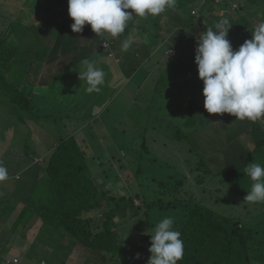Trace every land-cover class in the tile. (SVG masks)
Listing matches in <instances>:
<instances>
[{"label":"trees","instance_id":"obj_1","mask_svg":"<svg viewBox=\"0 0 264 264\" xmlns=\"http://www.w3.org/2000/svg\"><path fill=\"white\" fill-rule=\"evenodd\" d=\"M39 1L41 0H35V4ZM42 1L56 3L60 8L53 17L54 23L45 34L48 42L45 38L38 37L23 48L12 37L16 30L14 24L17 22H12L6 29H0V109H4L5 116L11 120L0 124L4 132L0 136V148L3 147L2 141L10 142L5 145L6 149L14 145L12 142L20 146L17 154L10 151L6 157L3 153L0 155V162L9 173V178L0 182V226H3L0 264H39L42 260L49 264H66L64 256H58L57 246L51 247L55 251L48 246L54 245L55 241L51 237L58 235L60 246L63 241L67 243L74 240L88 250L77 255L69 264H87L83 259L87 260L86 254L91 251L98 252L99 255L96 256H100V259L108 260L112 257L115 264H147L151 255L148 250L150 235L140 226L145 222L147 230L154 228V221L149 219V214L156 206L168 211L178 207L181 209L182 220L175 221L173 225L174 230L181 233L180 238L184 243L183 259L178 264H264V237H256L253 229L243 224L240 218L218 212L209 203L197 199L187 191L185 186L190 177L185 170L175 168V174H168L165 179L160 180L142 178L146 174L144 162H148V165L161 163H158V157H151L145 139L140 145V156L133 163L136 164V179L140 186L135 189V194L128 191L127 196L117 199L114 195L110 196L106 188H110L109 183L114 177L118 181V171L113 169L111 173L101 174V165H91V152L87 146L93 149L96 143H92L96 137H90L91 145L86 136L75 133L68 135L62 131L67 126L65 119L70 118V115L63 114L64 106L74 109V112L80 111L84 117L98 113L104 115L105 110H111L115 106V95L123 97L118 91L126 83V88L133 96L135 94L136 97H142L149 104L143 112L146 125L150 124L166 135L168 133L161 125V121H164L170 123L166 126L174 129L173 137H188L190 134L184 128L209 123L213 115L207 113L203 106V82L198 78L194 62L197 28L190 26L198 23L201 28L207 29V13L211 14L207 9L209 3L217 4L222 10L228 9L230 16L236 18H227L232 24L227 38L233 50H236L244 40L251 39L254 26L264 21L263 8H255L256 11L252 12L259 0H177L175 9H166L162 13L163 17L160 16L163 21L168 18L179 26L174 28L167 42V46L174 52L168 54L165 62L160 63L158 78L147 77L154 83L153 88L145 81L144 90L140 93H137L138 87L147 75V70L142 67V76V72L137 74V67L143 59L148 58L146 53L158 50V41L154 40L155 36L148 27L151 22L152 26H156V16H133L118 38L108 34L96 36L87 24L81 33L71 31L70 25L74 21L68 15V0ZM234 4H237L234 9L236 14L231 12ZM195 6L199 11L198 16L192 12ZM241 11L246 12L241 14ZM261 11L263 14L254 18ZM215 17L219 18L218 15ZM32 23L19 22L25 25V31H34L37 26ZM134 28L138 31L148 30L153 42H140L138 47L130 49L129 54L123 55L118 47ZM104 43H107V47L103 46ZM113 50L119 57L118 60L113 58L110 62L100 63L101 55H105V52L112 54ZM141 55L144 58L141 59ZM84 58L96 60L98 66L102 64L99 67L103 69L105 78L99 92L88 93L84 82L78 79V73L74 71ZM182 91L184 95L179 98L178 93ZM55 93L56 96L52 98ZM46 97H51L54 101L48 111L38 104ZM58 97L62 101L56 100ZM169 102L172 104L168 106L173 111L162 116L160 112L164 111L167 107L165 103ZM104 104H108L105 109ZM135 111L139 114V107ZM225 114V120L216 123L215 127L220 130L222 126L227 130V143L223 150L229 157L217 155L212 160H206L197 146L189 149L194 156L188 159V171H202L203 175L199 173L196 176L201 184L207 176H212V181L215 177H220L221 183L229 180L237 184L239 181H233L232 178L234 172H242L257 157L260 158L259 164L264 163V117L251 122L247 119L237 120L234 116ZM173 120H178L179 123L175 124ZM48 126L53 130L49 131ZM200 127H196V130ZM11 128L12 133L16 128L18 131L11 139H7L5 130L8 132ZM195 133L199 134L198 130ZM242 138L246 142L241 141ZM246 145H252V148L254 146V150H248ZM98 147L101 148L100 145ZM230 158L233 160L230 161ZM161 161L164 165L161 163L157 169L171 168L168 160ZM242 175L243 179H248L245 173ZM100 180L104 181L103 186ZM238 189L248 191L246 186H239ZM188 193L191 196H185ZM104 204L108 205L107 213L96 218L89 215ZM19 228L34 233L33 242L25 250L23 259L10 257L4 252L5 248H9V243L14 242L12 239H15L14 234ZM126 231L132 239L128 243L123 241ZM40 237L47 239L42 243L48 249L36 245ZM41 248L51 252V255L49 258L38 257L39 261L35 262L38 252L43 250ZM144 248L145 255L140 252ZM137 253L140 255L139 259L135 258ZM96 256L91 255L90 258ZM14 259H18V262L14 263Z\"/></svg>","mask_w":264,"mask_h":264},{"label":"rangeland","instance_id":"obj_2","mask_svg":"<svg viewBox=\"0 0 264 264\" xmlns=\"http://www.w3.org/2000/svg\"><path fill=\"white\" fill-rule=\"evenodd\" d=\"M263 8L264 9V1L259 0L257 3V7H254L252 9V12L256 11L255 8ZM237 8V4L233 5V10L231 12H234V9ZM194 9V11H193ZM192 12L195 15H199V11L197 6L193 7ZM208 11L211 12L207 13L208 18H206V25L207 28L209 26H214L215 23L220 21L221 19L225 18H236L231 17L230 12L228 9L222 10L220 6L217 4H211L209 3L207 6ZM261 9V10H263ZM60 8L54 4H49V2L39 1L37 4H35V0H0V29H6L10 26L12 22L16 23L15 25V33L12 35V37L16 40L18 45H22L23 48L26 47V45H29L34 42V40L39 38H45V34L48 31V29L52 26L54 23V16L59 12ZM196 12V13H195ZM246 11H241V14H243ZM236 14V13H235ZM263 14V12H258L257 15L254 16V18H258ZM219 16V18L215 16ZM163 14H160L156 16L157 24L156 26H152V22L149 24L148 27L151 28L152 34L155 36V41H158V50L155 49V52H149L145 55L148 56V58L143 59L139 65L138 72H142L141 75H144L143 71H140L142 67L146 68L147 75L144 77V80L142 84L138 87L137 93H140L142 90H144V82L146 81L147 85H151V88H153L154 83L151 80H148L147 77L150 76L152 79H156L159 77L158 69L160 67V63L163 61L165 62L168 54H173L174 50L170 49L167 46V42L173 34L174 28L179 27L178 24H173V22L170 20L165 19L163 21ZM251 18V16H250ZM30 21L33 22L32 24L36 25L37 27L34 28V31H25V23L19 24V22L22 23V21ZM230 21V20H229ZM171 23V24H169ZM231 23V21H230ZM236 26L239 28L240 25L237 23ZM172 28V29H171ZM190 28H197V32L195 35H199L204 30L201 28L200 24L196 23L195 25L192 24ZM140 32L138 35L135 33ZM154 33H158L159 35L156 36ZM50 36V35H49ZM47 36V37H49ZM128 38H132V45L127 51H122L121 46L118 47L120 51L123 53V55L129 54L131 51V48L138 47L140 42L143 44V41H146V43H151V34L147 30L138 31L136 28L132 30L130 33V36ZM48 38H45L44 40L46 42ZM243 39V38H242ZM247 40V39H246ZM245 41V40H244ZM153 42V41H152ZM107 44V43H106ZM104 43L103 46H106ZM122 44V43H121ZM120 44V45H121ZM166 44V46H165ZM107 47V46H106ZM166 47V48H165ZM152 49V47H151ZM105 55H101L100 57V63L103 62H110L113 58L118 60V56H116L115 50L112 51V54H107L105 52ZM144 54V53H142ZM107 55V56H106ZM140 58V57H139ZM144 58V55H141V59ZM100 64L99 66H101ZM129 77V76H128ZM130 78V77H129ZM149 78V79H151ZM127 83L129 82L128 79L126 80ZM175 83H178L175 81ZM126 83L123 84V86L119 89L118 93H122L123 97L120 96H114L113 102L115 103V106L111 110L107 109L105 110L106 113L103 115L102 113H98L96 115H92L89 117H84L79 112H74V109H70L68 106H64L62 109L64 115H70V118H66L64 123H66V128H63L62 131L68 135L70 134H77L78 136H86L89 139V144H91L90 137L95 136L96 140L92 143L95 144V146H87L89 151L91 152V165L92 166H99L101 165L100 173L105 172H113V169H116L119 173V179L118 181L113 180L110 181L109 186L110 188H106L108 190L107 192L109 195H114L117 199L121 198L123 196H127L128 191H132L133 194H135V189H137L140 185L136 179V159L140 156L139 150L140 145L142 144L143 139L146 140L149 148V152L152 156L158 157L160 160L158 163L161 165H164V163L161 161H166L171 163V169L170 167H162L161 169H157V167L160 165H148V162H144V172L146 174L142 175V178L144 180H148L150 177L161 179L164 178L168 174H175L174 169H183L188 173V176L190 179L187 182V185L185 186V189L193 194V196H196L197 199H202L205 202L209 203L214 209H216L218 212L221 211L222 213L226 215H231L240 218L247 227H251L254 232V235L258 238L264 237V202H258V203H249L244 202V197L247 194L246 190L238 189L239 186H246L247 190L250 191L251 185L253 181L249 177L248 179H243L242 173H244L245 168L242 172L237 171L233 173V181H239L237 184L235 182L227 180L224 183L219 182L221 179L220 177H215L214 180L207 176L204 179V183L202 184L198 182L196 176L202 174V171H194L192 173H189L188 168L190 165L188 159L193 157L194 155L191 154L189 151L190 147L197 146V149L201 152V155L205 157L206 160H212L217 155L223 157H229L224 150L223 146L226 145V138H227V130L223 129L221 126L220 130L218 131L215 127L216 123H221V121L225 120L226 114H213L211 116L210 122H206L203 125L184 128L185 132L190 134L188 137L183 138H177L173 137L174 135V129L166 126L170 123L162 122L161 125L163 126L164 130L168 134H163L158 129L152 127L150 124L146 125L145 122V116H143V112H145L146 107L149 105L145 99L142 97H136L131 94V92L126 88ZM40 90H43V88H40ZM148 90V89H147ZM193 90V89H192ZM192 92V91H191ZM43 93V92H42ZM117 93V94H118ZM52 98L56 96V93L53 94ZM184 95V92H179L178 97L182 98ZM51 97H46L43 100H40L38 104H40L42 107L44 106L45 109L48 111L51 109L53 105V100ZM56 99V98H55ZM60 99L58 97L56 100ZM61 100V99H60ZM62 101V100H61ZM167 107L164 109V111L160 112L162 116L169 114V111H173V108L168 106L172 103H165ZM105 105V104H104ZM108 106V104L105 105L104 109ZM47 107V108H46ZM133 107V109H132ZM136 107H139V114H137ZM55 108V107H54ZM80 108V107H79ZM132 109V110H131ZM109 110V111H108ZM124 110V111H122ZM5 110L0 109V124L3 122L6 123L8 121H11L8 117L5 116ZM142 113V114H141ZM5 116V117H4ZM167 120V119H166ZM179 121H181L179 119ZM177 120H173L175 124L179 123ZM55 124V123H54ZM53 124V125H54ZM58 124L55 126L57 127ZM198 125V124H197ZM12 127V125H11ZM42 127L44 125L42 124ZM196 127L199 134L195 133ZM13 128H15V125L13 124ZM239 128V126H238ZM9 129V127H8ZM48 130H53L51 127L48 126ZM18 131V128L14 130L12 133V128L7 132L5 130V135L7 139H11ZM3 129L0 126V136L3 135ZM94 138V137H93ZM36 139L38 141V137L36 136ZM16 140V139H15ZM241 141L246 142L244 138L241 139ZM112 143V144H109ZM10 142L2 141V148H0V155L3 153L6 157L7 152L13 151L14 154H17V151H19L20 146L14 142H12L14 145L10 146L8 149L5 147ZM91 144V145H92ZM98 145L101 146V148L98 147ZM245 145V144H242ZM241 145V146H242ZM238 146V145H237ZM244 147V146H243ZM248 150H252V145H246ZM240 148V145H239ZM4 149H6L4 151ZM46 150V149H44ZM43 150V151H44ZM254 150V149H253ZM228 151V150H227ZM45 154V153H44ZM1 157V156H0ZM192 159V158H191ZM168 160V161H167ZM233 158H230V161H232ZM263 160V158L261 159ZM260 161V158L257 157L252 162L258 163ZM148 165V166H147ZM264 166V163L261 164ZM179 166V167H178ZM200 173V174H199ZM203 175V174H202ZM165 179V178H164ZM102 181V180H100ZM243 181V182H242ZM102 181V186H103ZM189 183V184H188ZM221 190H216V189ZM144 191V190H143ZM127 193V194H126ZM190 193H188L185 196H191ZM178 198H181L178 196ZM118 202V201H117ZM137 204H139V201L137 200ZM180 207L174 208L172 211H168L166 209H161L160 207L156 208L154 207L153 210L149 214V219L151 221H154V224L156 225L160 220H162L165 217H171L173 221L180 222L182 220V214H180ZM96 212H92L91 216L94 218L101 216L103 213H107L109 211L108 205L104 204V206L100 207L99 209L95 210ZM2 223H0L1 225ZM39 224V223H38ZM3 227V226H2ZM0 226V237L2 228ZM141 229L150 231L151 229L147 230V223L141 224ZM15 239H12V243H9V250L4 249L6 252V255H11L10 257H17L19 259H23L25 250L29 248L31 243L33 242V231L28 230H22L17 229V232L14 234ZM128 235V236H127ZM128 231L126 233L124 232V239L123 241L125 243H128V241H131L132 239L129 237ZM127 236V238H126ZM133 237H135L133 235ZM54 242V245H48L50 246V249L55 251V249L51 247H55L58 249L59 253L58 256L62 257L64 256V259L66 260L65 263L69 264L72 262V260L79 254L85 252L86 249H83L79 243H75L74 240H69L67 243L63 241V244L60 246V236H52ZM126 238V239H125ZM47 239L40 237L36 245L38 247H43V241ZM58 243V244H57ZM66 245V246H63ZM80 247V248H79ZM48 249L47 247H43ZM41 248V249H43ZM36 249V248H35ZM8 250V251H7ZM88 251V250H86ZM65 252V253H64ZM140 252L145 255L146 249H140ZM51 252L48 253L47 250L43 249L38 252V257L42 258H49V255ZM93 253V254H92ZM88 256L87 260L84 258L83 262L87 264H115L114 259L110 257V259H100V256L98 252H89L86 254ZM91 255H95V257L90 258ZM98 257V258H97ZM1 259V257H0ZM11 258L7 260L9 263ZM15 262V260H13ZM262 264V263H258Z\"/></svg>","mask_w":264,"mask_h":264},{"label":"clouds","instance_id":"obj_3","mask_svg":"<svg viewBox=\"0 0 264 264\" xmlns=\"http://www.w3.org/2000/svg\"><path fill=\"white\" fill-rule=\"evenodd\" d=\"M176 6L177 0H68V15L74 21L70 25L74 33H81L87 24L96 36L118 38L133 16L155 17ZM231 27L227 18L221 19L196 38L194 62L203 82V106L209 114L227 113L237 120L256 122L264 117V21L254 26L251 39L236 50L227 38ZM131 45L132 38H126L121 50ZM74 71L88 93L101 90L105 73L96 60L84 58ZM244 173L253 181L244 202H264V166L251 162ZM8 178V169L0 162V182ZM173 225V219L165 217L147 231L151 253L147 264H178L183 259L184 243ZM135 258H140L139 253Z\"/></svg>","mask_w":264,"mask_h":264},{"label":"built area","instance_id":"obj_4","mask_svg":"<svg viewBox=\"0 0 264 264\" xmlns=\"http://www.w3.org/2000/svg\"><path fill=\"white\" fill-rule=\"evenodd\" d=\"M14 260H15V262L13 261L14 263L18 262V259H14ZM39 264H49V263L47 261L43 260Z\"/></svg>","mask_w":264,"mask_h":264},{"label":"crops","instance_id":"obj_5","mask_svg":"<svg viewBox=\"0 0 264 264\" xmlns=\"http://www.w3.org/2000/svg\"><path fill=\"white\" fill-rule=\"evenodd\" d=\"M36 221H38V220H36ZM84 256V255H83ZM32 260H30V262H31ZM34 261L35 262H37V261H39V259L38 258H36V259H34Z\"/></svg>","mask_w":264,"mask_h":264}]
</instances>
